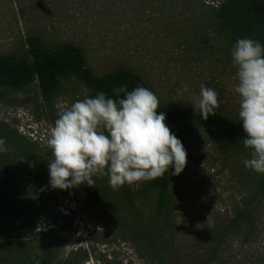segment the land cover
I'll use <instances>...</instances> for the list:
<instances>
[{
	"label": "rangeland",
	"instance_id": "rangeland-1",
	"mask_svg": "<svg viewBox=\"0 0 264 264\" xmlns=\"http://www.w3.org/2000/svg\"><path fill=\"white\" fill-rule=\"evenodd\" d=\"M208 1L0 0V55L21 52L32 34L53 43L72 41L98 73L119 66L138 70L158 99L170 105H195L203 84L218 92V110L239 119L233 45L211 24L212 2L221 0ZM85 96L95 95L75 79L62 82L50 105L36 83L22 91L0 87V122L36 142L48 166L51 150L46 142L57 119V105ZM248 158L250 149L227 151L212 129L193 130L184 170L179 175L171 171L169 211H158L156 191L136 202L142 223L157 229L169 225L163 244L171 246L165 251L133 236L135 215L120 208L119 190L136 191L145 181L113 189L108 176L101 175L95 178V186L85 182L56 189L49 183L45 165L33 169L29 162L24 168L29 171V190H37L41 197L33 198L46 207L40 226L30 232L31 244L43 240L36 232H51L53 264L75 261L73 255L80 250L87 257L76 259L78 264H200L209 232L232 218L246 191L258 190L260 173L244 165ZM35 174L45 179L34 183ZM257 215L255 238L246 245L244 261L264 257V199ZM240 240L235 237L232 243L237 250ZM7 251L8 243L0 242V253Z\"/></svg>",
	"mask_w": 264,
	"mask_h": 264
},
{
	"label": "trees",
	"instance_id": "trees-1",
	"mask_svg": "<svg viewBox=\"0 0 264 264\" xmlns=\"http://www.w3.org/2000/svg\"><path fill=\"white\" fill-rule=\"evenodd\" d=\"M210 17L215 31L231 45L234 46L240 38L257 39L264 44V0H221L217 6L210 8ZM71 79L77 80L94 95L102 91L112 98H116V87L126 86L129 91L136 87L151 90L143 74L130 67L119 66L103 73L96 72L88 64L82 48L72 41L53 43L41 35L32 34L27 37L26 47L21 52L0 55V87L22 91L36 83L43 100L49 105L62 82ZM159 102L157 111L166 113V124L182 141L186 151L196 127L209 128L218 133L227 151H237L244 146L245 133L240 119H234L217 109L215 115H209L205 120L198 110L195 111L194 105ZM0 138L6 139L7 149L14 148L10 154L15 155L18 165L22 164L20 159L24 155L32 162L33 169L43 163L48 170L36 142L28 140L4 122H0ZM172 170L175 171L170 168L162 176L145 181L136 191L127 187L119 190L122 201L120 208H128L130 214L135 215L132 235L151 248L160 246L163 251L171 246L163 244L169 225L157 229L152 224L142 223L143 215L136 202L142 195L156 191L158 211H169ZM44 177L35 174L34 183ZM259 182L255 193L246 191L241 205L235 208L230 220L210 230L208 248L200 258V264H264V257H259L255 262L242 259L245 256L243 252H247L246 245L249 246L252 238H255L256 212L264 199V173H260ZM30 183L29 176H23L21 171L11 177L0 176V242L8 243V251L0 253V264H53L49 240L51 232H36L43 240L37 246L31 244L30 232L33 233L40 226L46 207L33 198L34 195L40 198L41 195L37 190H29ZM235 237L241 239L238 250L232 246ZM73 256L76 257L75 261L67 259L64 264H78L76 259L83 260L87 252L80 250Z\"/></svg>",
	"mask_w": 264,
	"mask_h": 264
},
{
	"label": "clouds",
	"instance_id": "clouds-1",
	"mask_svg": "<svg viewBox=\"0 0 264 264\" xmlns=\"http://www.w3.org/2000/svg\"><path fill=\"white\" fill-rule=\"evenodd\" d=\"M237 69L238 116L250 149L244 165L264 173V44L240 38L231 51ZM116 98L98 92L71 104L57 105V119L50 128L46 147L51 150L48 171L52 188L67 190L82 183L95 186V178L108 176L113 189L125 183L153 180L174 168L179 175L187 164L182 141L158 112L159 99L148 88L114 89ZM218 92L200 86L195 111L207 120L220 106ZM0 138V152H6Z\"/></svg>",
	"mask_w": 264,
	"mask_h": 264
},
{
	"label": "flooded vegetation",
	"instance_id": "flooded-vegetation-1",
	"mask_svg": "<svg viewBox=\"0 0 264 264\" xmlns=\"http://www.w3.org/2000/svg\"><path fill=\"white\" fill-rule=\"evenodd\" d=\"M14 152V148H8L6 153L10 154ZM17 157V155H16ZM20 162L21 165H18V161L15 159L14 154L5 155V153L0 154V176L11 177L17 174L18 171H21L23 176H27L28 170H24L25 166H27L30 162L27 156L22 155Z\"/></svg>",
	"mask_w": 264,
	"mask_h": 264
},
{
	"label": "built area",
	"instance_id": "built-area-1",
	"mask_svg": "<svg viewBox=\"0 0 264 264\" xmlns=\"http://www.w3.org/2000/svg\"><path fill=\"white\" fill-rule=\"evenodd\" d=\"M207 3H211V2L207 0ZM219 3L220 2H218V3L217 2L216 3L215 2H212V4L215 5V6H217Z\"/></svg>",
	"mask_w": 264,
	"mask_h": 264
}]
</instances>
